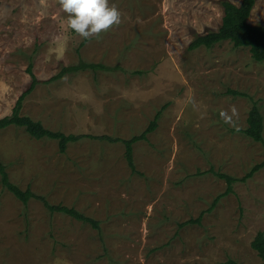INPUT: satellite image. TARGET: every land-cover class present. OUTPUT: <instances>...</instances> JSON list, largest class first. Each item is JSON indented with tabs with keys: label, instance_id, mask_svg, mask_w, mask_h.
<instances>
[{
	"label": "rangeland",
	"instance_id": "obj_1",
	"mask_svg": "<svg viewBox=\"0 0 264 264\" xmlns=\"http://www.w3.org/2000/svg\"><path fill=\"white\" fill-rule=\"evenodd\" d=\"M222 1L110 0L122 23L82 44L59 0H0V118L29 88L30 65L41 82L22 114L54 131L130 139L165 106L157 128L134 144L137 172L122 140L83 137L62 153L55 139L0 129L10 179L38 196L25 204L0 175V264H262L252 241L264 232V168L236 182L201 224L179 226L226 190L211 168L240 178L264 160L263 143L239 131L253 101L264 115V62L228 40L189 49L219 28ZM250 22L264 25V0ZM81 59L110 70L50 80ZM233 107L234 123H225L221 112ZM39 196L100 227L51 213Z\"/></svg>",
	"mask_w": 264,
	"mask_h": 264
},
{
	"label": "trees",
	"instance_id": "obj_2",
	"mask_svg": "<svg viewBox=\"0 0 264 264\" xmlns=\"http://www.w3.org/2000/svg\"><path fill=\"white\" fill-rule=\"evenodd\" d=\"M257 0H242L240 4H235L229 0H223L222 5L224 9V16L221 25L217 30H212L204 34L198 35L189 45V49H196L201 46H206L207 48H212L216 44L223 41H231L235 47H247L250 49L253 59L258 62H264V25L263 24H252L250 22V17L252 11L256 5ZM85 40L82 44H85ZM117 67V66H116ZM91 69L97 71L100 69L110 70V67L103 63L87 62L81 59L78 64H73L66 66L57 75L53 76L50 80L55 81L61 78L65 73L79 72L80 70ZM28 72L31 75L32 81L28 89L22 92L19 96L16 105L14 106L11 115H7L0 118V129H5L10 126H19L24 128L32 137L37 139H55L58 141L59 150L64 153L68 149V144L76 142L81 138H105L111 141H119L122 139L113 138L108 135H92V134H66L62 131H54L47 128L41 121L35 120L28 115L22 114V109L24 105L25 98L36 88L37 84L41 82L33 72L32 65L28 67ZM231 94L236 96H248L246 93L229 90ZM252 99V97H250ZM165 108H161L155 118L150 122V125L138 135H134L130 139H123L126 146V157L128 163L132 168L133 172H137L136 164L134 161V144L140 140L148 139V134L154 131L157 126L159 119L161 117L162 111ZM247 137H250L254 141L261 142L264 145V115L257 101H253V106L250 110L248 116V125L246 128L240 129ZM264 168V160L260 163L255 164L243 177H235L227 173L219 172L211 168L208 172L215 174L217 177L224 179L227 182V188L223 193L218 194L210 206L203 210L197 218H190L184 222L180 223V227H185L189 224H201L202 220L207 212L213 211L219 204L221 199L232 193L234 191V184L238 181L246 182L249 178H252L256 172ZM0 175L2 185L11 191L18 199H20L25 204L29 201L38 197L34 191L30 188L22 189L19 185L14 183L10 179L9 172L6 165L0 159ZM39 199L43 201L44 205L48 208L51 213H62L73 217L77 220L82 221L84 224H91L95 228H99L100 224L95 219L85 215L83 212L75 207L65 205L63 203L53 204L46 197L39 196ZM252 247L258 253L262 259V264H264V232L260 231L255 236L252 241ZM227 264H241L233 258H229L226 262Z\"/></svg>",
	"mask_w": 264,
	"mask_h": 264
},
{
	"label": "clouds",
	"instance_id": "obj_3",
	"mask_svg": "<svg viewBox=\"0 0 264 264\" xmlns=\"http://www.w3.org/2000/svg\"><path fill=\"white\" fill-rule=\"evenodd\" d=\"M59 6L66 14L68 28L83 40L98 38L114 26L122 23V13L110 0H59ZM235 107L231 115L221 112L225 123H234Z\"/></svg>",
	"mask_w": 264,
	"mask_h": 264
}]
</instances>
